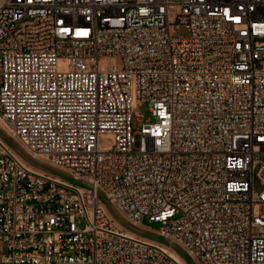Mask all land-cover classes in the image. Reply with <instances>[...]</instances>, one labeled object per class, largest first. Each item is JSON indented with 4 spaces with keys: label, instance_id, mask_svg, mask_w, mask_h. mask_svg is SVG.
<instances>
[{
    "label": "built area",
    "instance_id": "2783aa9c",
    "mask_svg": "<svg viewBox=\"0 0 264 264\" xmlns=\"http://www.w3.org/2000/svg\"><path fill=\"white\" fill-rule=\"evenodd\" d=\"M0 119V264H264V0H0Z\"/></svg>",
    "mask_w": 264,
    "mask_h": 264
},
{
    "label": "rangeland",
    "instance_id": "374dc122",
    "mask_svg": "<svg viewBox=\"0 0 264 264\" xmlns=\"http://www.w3.org/2000/svg\"><path fill=\"white\" fill-rule=\"evenodd\" d=\"M138 111H140L145 118H147L148 116V108L147 105L144 104L142 106H140L138 109ZM138 123L135 122V125H137ZM0 136L1 138H3L15 151L18 152L19 155L22 156V158L28 162L29 164L38 167V168H43L45 170H47L48 172H52V167L48 164L47 161L43 160V159H36V158H32L30 156V154L27 152V150H25V148L22 147V145H20L16 140H14L13 138L10 137V135L8 134L7 129L3 126L0 127ZM138 146V136H136V147ZM25 150V151H24ZM40 161V162H39ZM34 162V163H33ZM36 162V163H35ZM38 163V165H37ZM42 164V165H41ZM56 169V168H55ZM57 170V174L61 175L63 178L66 179H70L69 175L70 174H66L64 171L60 172L59 169ZM255 188L256 190H260V186L259 184L256 182L255 184ZM105 206L107 207V209L109 210L110 214L112 215V217L117 220L118 222L123 224V228L125 230H130L132 232H135L136 234L143 236V237H147L149 239H155L158 242H161L165 245H169V243L167 241H163L160 240L156 237V234L154 231H152L151 229H148L144 226H140V225H134L132 224L125 216H123L121 213H119L118 211H116V209H114L111 205H109L108 203H105ZM118 212V213H117ZM124 218H122L121 217ZM144 223L149 226L150 228H158L159 224L158 223H149L146 220H144ZM151 237V238H150ZM175 250H177L179 252V254H181L182 258L186 261V263L188 264H197L196 260L191 257L190 255L186 254L185 251L182 249V247L179 244H173ZM184 256V257H183Z\"/></svg>",
    "mask_w": 264,
    "mask_h": 264
},
{
    "label": "bare ground",
    "instance_id": "6f19581e",
    "mask_svg": "<svg viewBox=\"0 0 264 264\" xmlns=\"http://www.w3.org/2000/svg\"><path fill=\"white\" fill-rule=\"evenodd\" d=\"M3 126H5V124L3 123V121L0 119V127H3ZM23 147V146H22ZM24 148V147H23ZM26 150V149H25ZM24 150V151H25ZM36 159H39L40 160V158H36ZM40 162V161H39ZM34 163V162H33ZM36 163V162H35ZM37 165H38V163H37ZM42 165V164H41ZM52 172L53 173H56L57 174V170L55 169V168H52ZM117 211V210H116ZM118 213V212H117ZM121 217H122V215H121ZM123 218V217H122ZM124 219V218H123ZM116 223L119 225V226H121V227H123V224L122 223H120V222H118L117 220H116ZM126 232L128 233V234H130V235H134V236H139V237H142V238H145L146 240H148V241H150V242H153L154 244H158L159 242L158 241H156L155 239H149V238H147V237H143V236H140V235H138V234H136L135 232H132V231H130V230H126ZM151 238V237H150ZM164 247L166 248V250L169 252V253H171V255L177 260V261H179L181 264H187L186 263V261L182 258V256H181V254H179V252L177 251V250H175V248H173V246L171 247V246H166V245H164ZM184 257V256H183ZM189 264V263H188Z\"/></svg>",
    "mask_w": 264,
    "mask_h": 264
}]
</instances>
